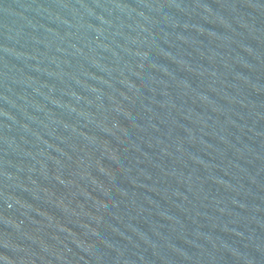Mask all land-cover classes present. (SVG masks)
<instances>
[{
    "label": "water",
    "instance_id": "obj_1",
    "mask_svg": "<svg viewBox=\"0 0 264 264\" xmlns=\"http://www.w3.org/2000/svg\"><path fill=\"white\" fill-rule=\"evenodd\" d=\"M0 264H264V0H0Z\"/></svg>",
    "mask_w": 264,
    "mask_h": 264
}]
</instances>
